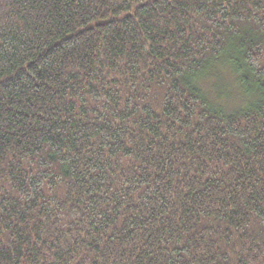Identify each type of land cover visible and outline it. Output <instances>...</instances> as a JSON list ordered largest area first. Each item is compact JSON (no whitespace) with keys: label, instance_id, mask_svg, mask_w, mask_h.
Masks as SVG:
<instances>
[{"label":"trees","instance_id":"1","mask_svg":"<svg viewBox=\"0 0 264 264\" xmlns=\"http://www.w3.org/2000/svg\"><path fill=\"white\" fill-rule=\"evenodd\" d=\"M0 264H264V0H0Z\"/></svg>","mask_w":264,"mask_h":264},{"label":"rangeland","instance_id":"2","mask_svg":"<svg viewBox=\"0 0 264 264\" xmlns=\"http://www.w3.org/2000/svg\"><path fill=\"white\" fill-rule=\"evenodd\" d=\"M209 79V83H205L204 88L210 97L218 99L228 108H232L235 103L239 102L232 77L225 66L212 70Z\"/></svg>","mask_w":264,"mask_h":264}]
</instances>
